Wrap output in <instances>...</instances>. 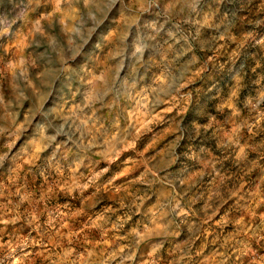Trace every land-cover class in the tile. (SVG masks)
I'll list each match as a JSON object with an SVG mask.
<instances>
[{"label":"rangeland","instance_id":"obj_1","mask_svg":"<svg viewBox=\"0 0 264 264\" xmlns=\"http://www.w3.org/2000/svg\"><path fill=\"white\" fill-rule=\"evenodd\" d=\"M0 264H264V0H0Z\"/></svg>","mask_w":264,"mask_h":264}]
</instances>
